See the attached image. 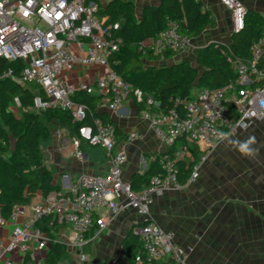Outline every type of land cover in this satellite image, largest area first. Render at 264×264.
<instances>
[{
	"label": "built area",
	"instance_id": "1",
	"mask_svg": "<svg viewBox=\"0 0 264 264\" xmlns=\"http://www.w3.org/2000/svg\"><path fill=\"white\" fill-rule=\"evenodd\" d=\"M222 3L231 12L232 33H238L244 26V5L240 0ZM119 28L118 22L101 17L100 5L95 0H0V58L25 63L16 81L22 87L35 85L41 91L33 97V112L59 108L70 112L76 123L82 122L88 116V108L73 96L77 92L93 94L94 85L71 82L64 74L89 66L103 67L105 72L95 82L102 95L101 108L118 115L124 104L134 98L143 108V118L165 145L172 146L182 137L187 143L175 151V157L168 152L151 155L149 162L159 156L162 171L150 179L148 186L134 190L123 178L127 153L116 148L117 126L100 117L94 118L92 124L80 126L79 138L105 151L107 172L79 175L67 195L54 192L40 203L17 206L10 217L13 229L9 241H0V264H36L33 245L36 249L49 245L48 234L38 226L46 218L71 227L66 244L78 251L81 261H86L85 248L92 240L90 231L96 227L100 232L129 209L144 217L135 221L134 233L143 240L147 261L157 263L170 258L167 264H186L192 249L182 248L175 233L148 218L156 196L185 185L178 180L177 160L186 155L192 157L187 146L196 145L204 152L253 123L264 121V38L252 42L247 61L232 58L233 80L213 90L194 91L190 99H169L174 106L162 110L152 95L135 89L110 68L109 59L123 42L117 36ZM190 40L179 31L178 22L170 20L157 37L142 42L141 49L162 56L167 51L187 48ZM72 44L76 49H72ZM138 137L131 133L128 141ZM73 155L84 158L79 149ZM205 159L202 155L201 161ZM200 167L199 162L194 164L187 183L198 179ZM26 209L29 216L20 222ZM4 223L0 211V225ZM13 255L21 256V263ZM136 261L141 262L140 256Z\"/></svg>",
	"mask_w": 264,
	"mask_h": 264
},
{
	"label": "crops",
	"instance_id": "2",
	"mask_svg": "<svg viewBox=\"0 0 264 264\" xmlns=\"http://www.w3.org/2000/svg\"><path fill=\"white\" fill-rule=\"evenodd\" d=\"M95 1L100 5V10H105L112 1H130L140 16L145 6L157 5L161 0ZM199 1L202 8L210 12L212 24L198 37L192 38L187 48L171 58L154 61L143 59L144 67H169L188 60L198 68L195 49L231 42V12L222 0ZM240 1L247 11L257 12L264 18V0ZM101 17L109 20L107 15ZM72 49H76L75 44H72ZM104 72L103 67L89 66L83 70L66 72L64 76L71 82L85 81L94 85L91 95L99 99L96 111L117 126L116 148L124 149L127 153L123 178L132 183L135 177L145 174L151 163V155L166 153L171 147L157 137L150 123L142 116V106L134 98L124 104L118 115L100 107L102 95L95 82ZM33 90L38 88L35 86ZM14 110L18 111V105ZM153 111L159 112L158 109ZM48 126L50 136L40 141V149L44 163L52 172L53 182L59 188L56 193L69 194L70 186L81 174L107 172L109 164L105 151L79 138L74 124L61 127L54 121ZM131 133H137L139 137L128 141ZM249 136L255 137L251 156L241 155L229 143L235 139L246 140ZM76 149L82 151L83 159L73 155ZM202 155H205V161H201ZM201 156L198 161L201 166L198 179L156 196L148 218L156 221L164 230L175 233L176 242L182 248L192 249L186 264H264V121H257L237 135L225 138L212 149L202 152ZM186 157L190 159L189 155ZM44 199L38 192L30 203L21 206L37 204ZM28 216L29 211L26 209L19 221H24ZM137 220L142 221L144 217L129 209L116 216L100 232L96 227L93 228L90 231L92 240L85 248L88 255L86 261H81L78 251L66 244L71 227L58 223L50 231L55 239L66 246L60 264H128L124 240L134 230ZM12 229L10 218L0 225V241L3 244L9 241ZM35 246L32 257L36 264H47L50 245L46 249H36ZM13 258L20 263L23 260L19 255H13ZM170 261V258H166L157 264Z\"/></svg>",
	"mask_w": 264,
	"mask_h": 264
},
{
	"label": "trees",
	"instance_id": "3",
	"mask_svg": "<svg viewBox=\"0 0 264 264\" xmlns=\"http://www.w3.org/2000/svg\"><path fill=\"white\" fill-rule=\"evenodd\" d=\"M100 14L107 15L109 22L119 23L117 36L123 41L119 51L109 59L110 68L135 89L152 95L162 110L174 106L169 99H190L194 97L195 89L213 90L233 80L232 58L247 61L252 42L264 38V18L257 12L246 10L244 26L238 33H232L230 43L209 44L195 49L198 68L188 60L169 67H144L143 59H169L177 52L153 55L141 49L142 42L157 37L170 20L178 22L181 33L190 39L196 38L212 24L210 12L202 8L199 0H161L157 5L145 6L140 16L130 1H112L105 10H100ZM24 65L21 60L10 62L0 58V211L4 220H9L17 206L30 203L36 193L47 197L50 193L58 192L59 188L53 182L52 172L44 163L40 149V141L50 136L49 123L55 121L61 127L74 124V129L78 131L80 126L92 124L96 117L108 122L104 114L96 111L98 97L86 92H77L73 96L75 101L88 108V116L82 122L76 123L70 112L59 108L33 112L30 109L33 97L41 91L33 90V85L22 87L16 81ZM17 105L19 115L13 110ZM178 110L181 111L182 107H178ZM186 144L184 137L179 138L170 146L168 153L175 157V151ZM187 147L192 157L177 160L181 184L187 183L194 164L202 154L196 145ZM161 171L157 156L145 174L134 178L132 188L140 190L148 186L150 179ZM57 224L51 218L38 223L49 236L47 264H60L66 252L65 244L55 239L50 231ZM123 246L128 264H157L147 261L143 240L134 230L127 234ZM138 256L140 263L136 261Z\"/></svg>",
	"mask_w": 264,
	"mask_h": 264
},
{
	"label": "clouds",
	"instance_id": "4",
	"mask_svg": "<svg viewBox=\"0 0 264 264\" xmlns=\"http://www.w3.org/2000/svg\"><path fill=\"white\" fill-rule=\"evenodd\" d=\"M243 127H246V125H242ZM229 143L233 146L234 150H238L241 155L244 156H251L253 153V149L251 148V145L255 143V137L249 136L246 140H230Z\"/></svg>",
	"mask_w": 264,
	"mask_h": 264
},
{
	"label": "rangeland",
	"instance_id": "5",
	"mask_svg": "<svg viewBox=\"0 0 264 264\" xmlns=\"http://www.w3.org/2000/svg\"><path fill=\"white\" fill-rule=\"evenodd\" d=\"M14 110V109H13ZM15 114L19 115L18 111L17 110H14Z\"/></svg>",
	"mask_w": 264,
	"mask_h": 264
}]
</instances>
